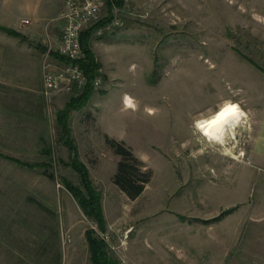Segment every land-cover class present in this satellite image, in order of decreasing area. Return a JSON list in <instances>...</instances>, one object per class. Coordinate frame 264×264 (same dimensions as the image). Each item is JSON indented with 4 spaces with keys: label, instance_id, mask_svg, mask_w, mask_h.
Here are the masks:
<instances>
[{
    "label": "rangeland",
    "instance_id": "obj_1",
    "mask_svg": "<svg viewBox=\"0 0 264 264\" xmlns=\"http://www.w3.org/2000/svg\"><path fill=\"white\" fill-rule=\"evenodd\" d=\"M131 2L121 12L122 28L94 35L101 40L123 30L118 37L133 45L132 51L121 48L128 69L120 74L125 88L141 102L140 115L133 118L140 130L134 146L153 175L143 193L130 199L114 183L119 159L107 142L105 146L97 135L93 145L79 141V159L106 211L105 231L135 264H264V160L252 156L264 126V0ZM50 14L43 12L34 23L41 29L55 25V38L46 32L17 36L38 48L46 46L42 74L49 48L52 61L60 62L52 53H57L62 22L58 20V28L55 19L46 24ZM0 65L2 72V60ZM97 73L104 85L102 71ZM0 80V234L12 240V251L0 254V264H34L30 248L40 242L34 231L45 220H79L78 236L91 230L100 239L93 227L102 230L98 223L62 183L67 178L82 185L56 121L66 95L74 94L61 91L46 97L39 108V101L4 100L7 86ZM226 102L238 103L246 113L243 122L223 143L206 139L192 117L210 115ZM72 115L70 126L77 122L76 112ZM71 133L76 135L72 127ZM106 251L116 263L117 254Z\"/></svg>",
    "mask_w": 264,
    "mask_h": 264
},
{
    "label": "crops",
    "instance_id": "obj_2",
    "mask_svg": "<svg viewBox=\"0 0 264 264\" xmlns=\"http://www.w3.org/2000/svg\"><path fill=\"white\" fill-rule=\"evenodd\" d=\"M64 5L65 0H0V25L14 29L22 34L26 32H40L44 36L46 32L49 38H55L58 30H55L56 33L53 32L55 25L52 24L53 27L51 26L50 29L47 25L45 29H41V27H38L39 24L36 25L34 21H40L43 12H51L50 19L46 24H51L55 19L58 28L59 13L62 11ZM53 15L55 16L53 17ZM34 16H38L40 19H34ZM25 20L28 22H24ZM121 33H123V30L120 33L113 32L112 34L106 35L101 40H98V37L94 33L92 34L89 46L95 55L96 61L100 65L99 69L106 79L103 88L100 91H95L84 107L70 111L71 121H73L72 112H76L77 115L75 119L77 122L75 124L71 122L73 124L71 127L72 132L76 134L73 136L78 146L81 145L80 140L83 144L87 141L92 144L96 135L97 139L106 146L105 138L109 136L118 140H124L136 155L138 154L142 160L146 161V157L134 146V141L140 135L138 133L140 130L133 124V118L140 115L139 104L141 102L139 101L137 93L125 88L123 76L120 74L121 71L128 69L127 63L123 62L125 57L122 54V50L131 49L132 51L133 45L120 39L118 34ZM0 35L5 36V38H0V52H3L2 55L0 53V61H3L0 79L2 78V83L7 86V90L2 91L4 94L2 98L4 100L39 101V108L43 107L46 97L43 94L41 63L42 53L45 49L47 50L46 46L43 45L38 48L37 45L21 41L17 36L10 35L2 30H0ZM110 36L113 38L110 39ZM43 41L46 42V39L44 38ZM119 50H121L120 54ZM6 57H8L7 60ZM63 61L60 59V62ZM35 64L39 66L38 69L33 68ZM144 85H146L147 91L145 93H147L150 84L146 82ZM22 92L29 93V95L22 96ZM141 93L143 92L141 91ZM62 95L66 94L63 93ZM127 96L133 99L132 107H128L124 103ZM68 99L69 97L66 95L64 105ZM26 108H28L27 104ZM151 110V108H147V112L150 113ZM208 112L195 115L192 119L196 122L197 119L207 116ZM93 122L95 125H93ZM109 150L118 159L120 158L119 155L114 153L111 147H109ZM252 156L258 161L264 160V126L259 129L255 137ZM69 194L72 200L75 201L72 194L70 192ZM67 200L69 201L70 199L67 197ZM103 210L105 213L104 206ZM78 222L79 220L75 221L74 219L65 222L58 220H45L40 222V225L36 226L34 231V235L40 236V242L38 240L35 241L34 247L30 248L35 254L34 264L62 263L64 252L61 234L63 230L71 231L74 237V243H71L65 252L66 258L77 264L90 263V251L86 233L83 231L79 236L77 235L79 227L76 225ZM11 244V236L1 233L0 254L10 253L12 251ZM19 244L22 245L23 242H19ZM129 256L133 261L139 262L132 254Z\"/></svg>",
    "mask_w": 264,
    "mask_h": 264
},
{
    "label": "trees",
    "instance_id": "obj_3",
    "mask_svg": "<svg viewBox=\"0 0 264 264\" xmlns=\"http://www.w3.org/2000/svg\"><path fill=\"white\" fill-rule=\"evenodd\" d=\"M104 22L105 20L92 25L81 33V43L86 54L85 59L81 62V66L84 69L89 82L80 94L69 97L65 106L57 111L56 116V121L60 127V137L63 138L65 145L70 150V164L79 173L82 185H75L67 178H63L62 183L72 194L83 212L90 218H93L102 230L106 229V220L103 214L101 195L96 191L92 184L88 167L79 159L78 146L71 133L69 114L70 111L74 109L78 110L84 107L95 92L91 82L97 74L100 65L96 61L95 55L89 46V41L95 29ZM0 30L13 36H21L16 30L2 25H0ZM52 54L65 60L64 57L59 56L57 53ZM105 140L114 153L120 157L113 177L114 183L124 191L130 199L134 200L138 198L143 193L146 185L150 182L153 175L152 170L145 168L144 162L137 157L133 149L128 146L124 140H118L109 136H106ZM47 152H50V150ZM5 157L20 165L34 166V164H29L16 158ZM44 165L49 164L44 163ZM45 173L50 178H53L52 174L46 171ZM235 208L236 206L230 207L222 213H230ZM86 239L89 245L90 261L92 264H115L107 255L105 243L95 237L91 230L86 231Z\"/></svg>",
    "mask_w": 264,
    "mask_h": 264
},
{
    "label": "built area",
    "instance_id": "obj_4",
    "mask_svg": "<svg viewBox=\"0 0 264 264\" xmlns=\"http://www.w3.org/2000/svg\"><path fill=\"white\" fill-rule=\"evenodd\" d=\"M122 4V7H121ZM131 0H66L64 8L59 13L62 22L57 53L64 57L63 62L57 64L51 59V48H49L44 59L43 66V94L45 97L65 91L74 95L80 94L88 84V78L81 62L85 59V51L81 43V33L92 25L105 20L103 24L95 29L99 36L104 32L120 29L125 25L122 15L124 7L131 6ZM54 60V59H53ZM91 85L95 91L103 88L101 75L98 73L93 78ZM96 234L105 243L107 250L117 254L115 264H135L127 256L118 251V247L112 243L108 232L93 226ZM71 234L62 233V247L64 257L61 264H72L67 262L65 252L71 245Z\"/></svg>",
    "mask_w": 264,
    "mask_h": 264
},
{
    "label": "bare ground",
    "instance_id": "obj_5",
    "mask_svg": "<svg viewBox=\"0 0 264 264\" xmlns=\"http://www.w3.org/2000/svg\"><path fill=\"white\" fill-rule=\"evenodd\" d=\"M126 99L129 101L128 103H126ZM126 99L125 105L132 107L133 99L130 96H127ZM245 115L246 113L238 103L226 102L209 116L197 119L195 125L206 139L223 143L228 135L234 136L237 126Z\"/></svg>",
    "mask_w": 264,
    "mask_h": 264
},
{
    "label": "clouds",
    "instance_id": "obj_6",
    "mask_svg": "<svg viewBox=\"0 0 264 264\" xmlns=\"http://www.w3.org/2000/svg\"><path fill=\"white\" fill-rule=\"evenodd\" d=\"M129 101H127V99H126V103H128Z\"/></svg>",
    "mask_w": 264,
    "mask_h": 264
}]
</instances>
